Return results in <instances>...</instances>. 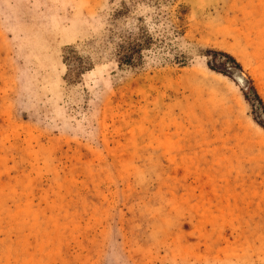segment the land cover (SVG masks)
Listing matches in <instances>:
<instances>
[{
    "label": "rangeland",
    "instance_id": "1",
    "mask_svg": "<svg viewBox=\"0 0 264 264\" xmlns=\"http://www.w3.org/2000/svg\"><path fill=\"white\" fill-rule=\"evenodd\" d=\"M0 264H264V0H0Z\"/></svg>",
    "mask_w": 264,
    "mask_h": 264
},
{
    "label": "bare ground",
    "instance_id": "2",
    "mask_svg": "<svg viewBox=\"0 0 264 264\" xmlns=\"http://www.w3.org/2000/svg\"><path fill=\"white\" fill-rule=\"evenodd\" d=\"M230 73L233 77H237V72L235 70H231Z\"/></svg>",
    "mask_w": 264,
    "mask_h": 264
}]
</instances>
